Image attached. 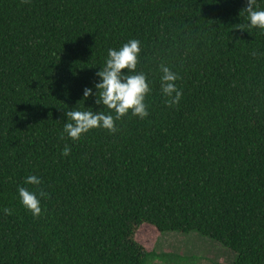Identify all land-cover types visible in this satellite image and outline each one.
<instances>
[{"label": "trees", "instance_id": "1", "mask_svg": "<svg viewBox=\"0 0 264 264\" xmlns=\"http://www.w3.org/2000/svg\"><path fill=\"white\" fill-rule=\"evenodd\" d=\"M245 7L0 0V264H145L155 251L137 240L142 229L196 234L232 251L230 264H264V30ZM131 39L149 116L70 139L67 111H110L83 91ZM161 64L183 93L171 107ZM18 187L46 194L39 217Z\"/></svg>", "mask_w": 264, "mask_h": 264}, {"label": "clouds", "instance_id": "2", "mask_svg": "<svg viewBox=\"0 0 264 264\" xmlns=\"http://www.w3.org/2000/svg\"><path fill=\"white\" fill-rule=\"evenodd\" d=\"M249 27L264 30V10H258L257 0H246V7ZM141 52V42L131 39L119 49H109L105 66L97 72L99 81L93 88L86 87L83 91L84 102L89 98H95L96 105H103L109 112L94 110H69L66 118L72 122L64 124V133L72 140H79L84 134L92 129H105L110 133L117 131L116 122L129 113L141 119L149 116L148 106L145 103L146 97L151 93L148 77L143 72H137V64ZM127 69V72L123 71ZM161 92L167 97L166 104L171 107L179 104L182 99V91L177 87L179 80L177 73L168 66L161 64ZM133 73V74H129ZM92 109V108H89ZM114 111L115 115L112 114ZM71 149L66 146L63 156L70 155ZM26 184L40 185L41 179L35 175H29ZM18 195L21 204L34 217L42 213L41 199L46 195L43 191L37 194L25 187H18ZM5 215H11L12 210L4 208Z\"/></svg>", "mask_w": 264, "mask_h": 264}, {"label": "rangeland", "instance_id": "3", "mask_svg": "<svg viewBox=\"0 0 264 264\" xmlns=\"http://www.w3.org/2000/svg\"><path fill=\"white\" fill-rule=\"evenodd\" d=\"M155 237L148 229L137 234L140 244L155 251L145 264H230L235 258L232 251L196 234L170 233Z\"/></svg>", "mask_w": 264, "mask_h": 264}]
</instances>
